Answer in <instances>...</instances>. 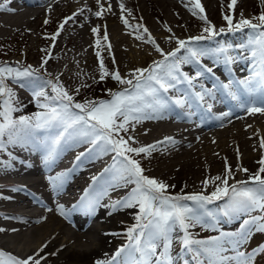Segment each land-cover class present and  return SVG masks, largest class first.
<instances>
[{
    "label": "snow or ice",
    "instance_id": "obj_1",
    "mask_svg": "<svg viewBox=\"0 0 264 264\" xmlns=\"http://www.w3.org/2000/svg\"><path fill=\"white\" fill-rule=\"evenodd\" d=\"M97 3L100 4V0ZM182 3L204 26L200 35L186 40L173 34L169 40H174L176 47L168 52L159 46L142 24H130L125 18V13L131 15L130 11L125 9L122 2L119 3L122 23L132 29L137 40L150 44L161 59L154 60L146 68L133 69L124 76L118 69L109 71L105 67L101 51H96L99 80L110 78L118 85L116 90H107L108 99H85L79 102L75 99V95L80 93L79 87L74 90L73 95L65 90L59 77L55 80L46 78L50 75L46 70L41 74V69L49 63L51 49H42L47 55L39 68L31 65L23 67L19 62L14 65L0 63V154L7 152L8 155V162L0 161L4 170H12L13 163L17 161L14 152L9 149L26 150L29 153L39 151L43 166L48 171L61 151L68 146L89 145L84 153L76 157L77 165L89 154L93 161L107 155L112 156L111 164L101 173L105 177L103 183L99 188L94 187L100 177L93 176V186L85 190L72 211L82 212L89 218H93L100 208H106L109 216L127 209H136L138 214L134 217V224L128 226L123 233L127 243L116 250L110 259L97 260L95 264H183L186 256L191 257L193 264H253L254 257L258 253H264V245L250 253L242 250L254 233L264 234V155L256 162L259 167L254 173L241 166L232 169L226 161L224 173L204 179L200 191L187 193L182 188L175 194L169 191L175 188L174 184L146 175L147 170L142 166L141 160L137 159L174 147L177 140L166 136L163 140L146 146H134L138 141L134 135L129 134L130 128L135 132L136 125L170 118L174 112L191 121L194 109L201 104H206L207 112L212 113L213 104L206 101L215 102L217 94L220 102L233 103L228 111L214 116L216 120H227L234 115V111L264 115V11L251 19L244 18L241 13V18L235 23L233 15L224 14L227 27L217 29L204 14L201 0H182ZM237 3L238 0H230V12L234 11ZM261 4L264 5V0H261ZM5 7L0 6V11ZM111 8V4L107 9L100 4V10L94 15L102 17V13L111 11ZM7 10L15 11L11 8ZM69 21H75V14L61 22L56 33L51 35L53 47ZM45 23L48 21L45 20ZM165 28L171 32L170 28ZM245 29L250 30V39L239 48L250 53L252 66L246 78L237 80L231 76L230 68V65L237 62L236 57L231 55L234 46L228 43L221 45L217 41L216 48H208L201 46L199 42L212 41L225 32L236 33ZM92 32L97 34L99 27H93ZM103 40H108L106 26ZM97 44H100L99 40ZM107 51L111 54L110 45H107ZM203 59L212 60L216 66L222 63L229 71L228 82L224 83L215 77L214 69L204 65ZM185 65L192 67V74L183 70ZM209 75L215 84L212 88L203 83ZM8 81L29 91L32 96L30 103L38 111L16 116V113L24 112L26 105L19 101ZM172 92L175 96L169 95ZM176 109L184 111L181 113ZM259 147L264 149V138H261ZM237 156L239 158L238 149ZM19 162L26 168L32 167L30 163ZM235 171L249 174V179L235 181ZM69 175V171H64L55 176H47L51 191L57 196L64 191ZM230 179L234 181L231 184ZM210 186L213 190L208 192ZM125 188L129 190L123 197L111 200L112 191ZM10 191L26 193L27 189L13 187ZM105 197L109 198L108 204L102 203ZM219 201H223V204L210 207ZM45 210L53 211L50 207ZM55 211L64 219L70 220L71 213L64 205H58ZM11 219L27 222L17 217ZM238 219L241 222L237 230L222 229L223 224H231ZM195 228L218 235L206 239L197 238L192 231ZM4 231V228H0V232ZM104 235L121 234L105 232ZM176 244L179 245L180 252L174 254ZM46 247L47 244L26 257L0 250V264H42V260H47L46 256L41 255Z\"/></svg>",
    "mask_w": 264,
    "mask_h": 264
},
{
    "label": "bare ground",
    "instance_id": "obj_2",
    "mask_svg": "<svg viewBox=\"0 0 264 264\" xmlns=\"http://www.w3.org/2000/svg\"><path fill=\"white\" fill-rule=\"evenodd\" d=\"M85 1L87 0L5 1L2 6L6 7L0 11V33L13 37H25L29 43L24 48L25 53L40 51V57L44 58L47 52L42 51V49H51L49 62L59 61V64L55 65L50 71L46 69V72L56 78L62 77L61 79L73 77L74 71L80 73V79L88 80L92 78V72L85 75L80 72L89 68L90 55L88 49L90 48L94 55L96 51H101V55L107 57L111 61L112 66L118 69L124 76L133 69L142 68L146 61L161 59L160 55L155 52L150 44L137 40L135 33L116 28L112 24L115 22L120 26H125L121 21V16L113 8H111V11L102 13L107 25L108 40H103V32H99L101 36L99 33L93 34L90 24L92 22L96 23V25L100 24L101 20L99 21L98 17L94 21L92 19L96 17L94 13L100 10V5L95 8L93 17L82 19L80 22L76 20L74 22L69 21L61 31L60 37L55 41L54 47L52 46L53 43L46 45L45 48L36 47L43 40L40 34L35 31L40 27V19L43 20L46 16L53 14H57V16L65 15L70 10L72 12L71 16L75 14L76 17L85 5L95 0H88L87 4L83 3ZM119 1L103 0L102 5L107 9L110 2L118 4ZM143 1L148 2V0ZM155 1L166 3L169 9L176 15L178 11L175 10L170 1H176L183 11L189 12L185 3H182V0ZM243 1L238 0L234 11H237V8H239ZM257 1L253 0V2ZM201 4L205 10L204 14L210 21L215 17L217 2L214 0H201ZM68 5L74 8L70 9ZM7 8L14 9L15 11L10 12ZM132 14L135 18L139 17L136 16L135 12ZM130 24L136 25L131 22ZM165 26H162V31L157 30L155 27L147 29L159 46L165 52H168L173 50L175 46V41H170L169 38L173 34L177 37V32H174L175 29L171 28L173 26H170L171 32L166 31ZM126 28L127 30H132L125 26V30ZM167 28L169 27L167 26ZM86 34H91V36L96 35V45L91 47L90 43L86 41ZM98 40L100 41L99 45L97 44ZM62 44L74 48L76 51L69 52V49L60 52ZM107 45L111 46V54L107 51ZM232 56L236 57L237 62L230 65L231 76L237 80L246 78L252 66L250 54L243 53L242 51ZM113 58L115 59V64H113ZM207 61L208 63H206ZM202 63H205L204 65L208 67H212L215 77L220 81L224 83L228 82L229 71L222 63L220 66H216L210 59H203ZM39 65L40 62L36 65V68H39ZM183 70L190 74L193 72L192 67L188 65L183 66ZM44 72L45 67L41 69V73ZM73 81L75 80H69L68 84L76 85L80 82V80ZM8 82L11 83V81ZM203 83L209 88L215 86L211 75L207 79H204ZM12 89L17 93L18 99L22 104L26 106L31 104L25 103L23 94L18 88L14 87ZM169 95L175 96V93L172 92ZM206 103L213 104L212 113L207 112L206 104H201L199 108L194 109V116H192L193 119L191 121L182 115L177 116L174 112L170 118L145 121L142 124L136 125L135 132H132L130 128L129 134L134 135L138 141V144L134 146H146L163 140L166 136L174 137L177 140V144L174 147H168L161 154L151 157L147 163V166L150 167L158 163V165L153 166L150 170L152 177L164 180L170 185L174 184V190H181L183 188L184 191L188 192L199 191L202 187V179L224 173L226 161L232 169H235L234 165L238 162L239 166L249 169L250 173H254L259 167L256 162L264 155V149L259 147L261 138H264V115H260L259 113L249 115L242 111H234L232 117L219 121L214 116L223 113L229 101L220 102L219 94H217L215 102L209 100ZM176 111L182 113L184 110L176 109ZM145 132L147 134H144ZM88 147L89 145L84 144L82 146H68L64 148L50 171L44 168L39 151L29 153L26 150L9 149V151L14 152L17 161L13 163V169L7 171L3 169V163H0V197H3L0 198V228L6 230L0 232V250L4 249L9 253H18L22 257H26L33 255L42 246L47 244L41 255L46 254L48 256L47 260L54 258L53 260L57 264H87L93 259H99L105 255L107 250L104 248L114 238L113 236H106L104 233L117 232L121 227L122 221L128 218L131 209L109 216L107 215L108 210L106 208H100L93 218L85 216L82 212L72 211L70 212V220L65 219V223L57 219V217L60 218L61 216L55 211L56 207L61 204L66 208L73 209V206L83 196L88 183L87 179L92 178L89 177L92 176V171H88L89 174L87 172L82 175V171L76 168L75 161L76 157L80 153H84ZM237 149L239 150V158L237 156ZM196 159H199L200 163H197ZM222 160L224 161L222 162V168L213 167L220 163L218 161ZM0 161L8 162L7 152L0 154ZM19 161L30 163L32 167L26 168ZM58 166L61 167L58 168ZM93 166L94 164L85 166V170ZM223 168L224 170H222ZM64 171H69L70 175L65 184V189L60 195L57 196L53 193L50 187L48 189L44 188V184L39 179L40 175H46L47 178L51 172L57 174ZM242 174L249 177L247 173L242 172ZM185 185H187L186 188L184 187ZM13 187H25L27 192H12L10 189ZM121 190L112 191L110 196L123 197L126 193H122ZM34 197L38 199H34ZM112 198L111 200H113ZM47 207L52 208L53 211H46ZM11 217L22 218L27 222L22 223L18 219H11ZM37 220L41 222L37 223ZM13 236H17V238L14 240L12 239L14 238ZM51 253L56 254L51 255Z\"/></svg>",
    "mask_w": 264,
    "mask_h": 264
},
{
    "label": "rangeland",
    "instance_id": "obj_3",
    "mask_svg": "<svg viewBox=\"0 0 264 264\" xmlns=\"http://www.w3.org/2000/svg\"><path fill=\"white\" fill-rule=\"evenodd\" d=\"M5 1H9V0H5ZM5 1L0 0V6L4 5ZM214 1L217 2V7L215 9V17L212 18L210 20V22L217 29H219L221 27H225V28L227 27L226 21L223 19L224 14L233 15V19H234V23H235L236 21H238L241 18V13L243 14L244 18L251 19L254 16H259L261 14V12L264 11V5L261 4V0H258L257 2H253V0H244L240 4L239 8H237V11H234V12L233 11L230 12V10L228 8V4H229L230 0H214ZM87 2H89V1L87 0L83 3L87 4ZM96 2H97V0H95L94 2H91L90 4L85 5V7L82 8L83 13L81 14V11H80V13H79L80 15L78 14V16L75 17V20L77 22H80V21H82V19L93 17V13H94L95 8L98 5L102 4L103 0H100V4H98V3L96 4ZM120 2H122L125 5L126 10L130 11L131 15H127V13H125V17H126V19L128 18L129 22H131L133 24H142L144 27L149 28V29L151 27H155L157 30H161V31H162L163 25H166L169 28H170V26H173L171 28L175 29L174 32H177V37H179V39H185V40L188 39L189 37L197 36V35H200L202 33V29L204 26L203 23L199 19H197L196 17L191 15V13H189L187 11H183L182 8L179 6V4H177L176 1H170V3H172L173 7H175V10L178 11L177 15L172 10L169 9V7L166 5V3L157 2L155 0H148L147 3L144 2L143 0H120L119 3ZM119 3L117 4V3L110 2L114 11L117 12L119 14V16H121V9L119 7ZM68 6L70 7V9L74 8L71 5H68ZM133 12H135L136 16H139V17L135 18L132 14ZM71 15H72V12L70 10L65 15L62 14L60 16H57V14H53V15L46 16L43 20L40 19L41 20L40 24H39L40 27L37 28L35 31L38 34H40V37L43 40L41 43L37 44L36 47L45 48L46 45H50L51 43H53L50 39L51 35L56 33V31L58 30V25L61 22H63L67 17H70ZM98 18H99V21L101 20L99 25H96V23H94V22H92L90 25L92 28L93 27H99V32L100 33L103 32V35H104L105 26L107 27V25L105 24L103 16H102V18L101 17H98ZM78 19H80V20H78ZM92 19L94 21L95 19H97V17H93ZM45 20L48 21L47 24L45 23ZM112 24L116 28H120V29H123L124 31L133 33L132 30H129V29L127 30V28L125 30V26H123V25L120 26V25L116 24L115 22H113ZM171 24H173V25H171ZM249 31L250 30L245 29L241 32H236V33L225 32L224 34L218 35L215 38V40L206 41V42L201 41L199 43L201 46L208 47V48H216L217 47V43H216L217 41H219V43L221 45L228 43L231 45H236V46H234V50L231 51V53H232L231 55H233V54L237 55V53H239V52L241 53L242 51H243V53L247 54L248 52L246 50H241L239 48V46L242 44L246 45L248 43V41L250 39V37H249L250 32ZM100 33H99V35H100ZM86 35H87L86 41H88V43H90L91 47L96 45V38H95L96 35H94V36H91V34H86ZM229 35H230V37H229ZM46 37H48V38H46ZM60 39L62 40V38H60ZM93 39H95V40H93ZM231 42H233V43H231ZM28 45H29L28 41L23 36L13 37V36H7L6 34L0 33V63H4V61L5 62L7 61V62L14 65L16 62H19V64L23 67L31 65L33 68H36V65L39 62L41 65L42 60H43V58L40 57L41 52L38 51V52L25 53L24 48ZM175 46H176V44H175ZM175 46L173 49H175ZM69 49H70L69 52H72V51L75 52L76 51V49L70 48L64 44H62V49L59 51L63 52L65 50H69ZM22 50H24V51H22ZM19 51H21V53H19ZM88 53L90 55V61H89L90 64L88 65L89 68L84 70L83 72L82 71H80V72L83 75H85L86 73L92 72V78L91 79H88V80L87 79H80L81 78L80 73L74 71L73 77H68L65 79H61L62 78L61 77V78H59V80L63 84L65 90H68L73 95H75L74 90L77 87L80 88L79 95H75V99L79 102H83L85 99L95 100V99H99L101 97H106L104 99H108L109 97L107 94V90L108 89L116 90L118 88V85L115 81H112L110 78H107L104 81L99 80V75H100L99 59L97 58L96 55L93 54L91 48L88 49ZM248 54H250V53H248ZM102 57L104 60L105 67L109 71L115 70V68L112 66L111 61H109L107 59V57H105L104 55ZM156 60H159V59H156ZM153 61L154 60L146 61L142 68L148 67ZM247 61H249V59H247ZM206 63H208V61ZM58 64H59V61L49 62L44 67H45V70L47 69L50 71L55 65H58ZM41 74H44V73H41ZM46 77L51 78L53 80L56 79V77H53V75H51V74L46 76ZM69 80H75L73 82L80 80V82L76 85H70V84H68ZM8 85L11 88H14V87L18 88L19 91L23 94V98L25 99V103H27V104L30 103V101L32 100V96L30 95L29 91L15 85V84H11L9 82H8ZM85 85H87V86H85ZM49 91H50V89H49ZM36 111H38V109L34 106V104L31 103L24 108L23 113H16L15 115L19 116L21 114H32ZM244 113H246V112H244ZM121 135H125V134L121 133ZM161 152L162 151L154 152L150 157H147V158L137 157V159L141 160L142 166L147 170L146 175H148L149 177H152L150 170L152 169L153 166L158 165V163H155L151 167L147 166V163L151 159V157L156 156L158 154H161ZM89 155H91V154H89ZM88 156H85L84 159L85 158L87 159ZM111 157H112L111 155L110 156L107 155L106 160L108 161ZM195 161L197 163H200L199 159H196ZM86 162H89V161L86 160ZM218 162H220V163L217 165H214L213 167H219V168L221 167L222 168L223 167L222 162H224V161L222 160V161H218ZM81 164L79 163L77 165V167L79 166L78 168H80ZM237 166H239L238 162H236V164L234 165L235 169L237 168ZM59 167H61V166H58V168ZM222 170H224V168ZM59 173H61V172H59ZM49 174L52 176L56 175V174H54V172L53 173L51 172ZM234 178H235V181H242V180H248L249 179V177L243 175L241 171H236ZM39 179L44 184L45 189H48L50 187L48 182H47L46 175H40ZM102 180H104V179H102ZM102 180H100V181H102ZM202 180H204V179H202ZM233 182H234L233 180H231V179L229 180L230 184ZM102 183H103V181L94 187L99 188ZM202 187H203V185H202ZM87 189H90V188L88 187ZM128 190L129 189L125 188V189H122L121 192L127 193ZM212 190H213V188H212V186H210L208 189V192H211ZM169 191L172 194L180 192V190H174V189H169ZM185 192L192 193V192H198V191H189V192L185 191ZM112 197H113L112 198L113 200L119 199V198L114 197V196H112ZM104 200H106V199H104ZM106 201H108V200H106ZM222 204H223V201H219L210 207L215 208L217 205H222ZM65 209L69 212H72V209H70L69 207H67V208L65 207ZM122 211L123 210L118 211L116 213H121ZM136 214H138L136 209L130 210L128 218L125 219L124 221H122L121 227L116 232V233H120L121 235L113 236L114 239H112L108 243V245H106V247L104 248L107 250L105 255L101 256L99 259H97V258L93 259L92 261L88 262L87 264H95V262L97 260L110 259L114 255L116 250H118L120 247L124 246L125 243H127V239L123 235V233L127 230L128 226H131L132 224H134V217ZM57 219H59V221H61L63 223H65V221H66L62 217H60V218L57 217ZM241 219H243V217ZM240 222H241L240 219H238V220L232 222L231 224H227L226 227H223V226H221V227L224 231H235L239 228ZM192 231L195 232L196 234H198L197 236H199V237L205 236V238H209L210 236L218 235V233L202 230L200 228L192 229ZM74 233H76V232H74ZM13 237L14 238H12V239H14V240L17 238V236H13ZM19 242H21V241H19ZM263 242H264V234L254 233L253 236L251 237L250 241L246 245H244L242 250L248 251V249L255 247V246H257ZM110 246H111V248H110ZM175 249H176V247H174V254L177 253L175 251ZM11 254L16 255L18 253H11ZM16 256L22 257V255H19V254ZM42 256H46L48 258V256L46 254H44ZM53 259L54 258L46 260V262L42 260V264H57Z\"/></svg>",
    "mask_w": 264,
    "mask_h": 264
},
{
    "label": "trees",
    "instance_id": "obj_4",
    "mask_svg": "<svg viewBox=\"0 0 264 264\" xmlns=\"http://www.w3.org/2000/svg\"><path fill=\"white\" fill-rule=\"evenodd\" d=\"M264 255H261L260 253H258L257 254V256L256 257H254V259H256V260H254V263H256V264H264V257H263Z\"/></svg>",
    "mask_w": 264,
    "mask_h": 264
}]
</instances>
